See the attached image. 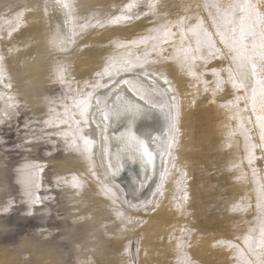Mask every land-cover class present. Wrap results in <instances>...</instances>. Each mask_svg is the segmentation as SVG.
<instances>
[{"label": "rangeland", "instance_id": "1", "mask_svg": "<svg viewBox=\"0 0 264 264\" xmlns=\"http://www.w3.org/2000/svg\"><path fill=\"white\" fill-rule=\"evenodd\" d=\"M72 2L80 22H83V18L105 20L120 15L132 0ZM147 2L139 0V7L130 13L133 19L88 28L76 37V43L70 45L67 53H56L46 58L47 39L58 22L51 19L50 13L47 17L43 15L45 0H0V26H3V20H11L25 6L31 9L25 12L24 23L11 39L7 38L6 31L0 33L4 37L0 39V55L5 57L6 74L13 83L11 90L0 85V93L5 99L10 94H18L20 103L24 105L16 118L0 125V264H78V259L89 257L94 264H121L123 246L131 242L135 255L137 239L140 241V253L136 264H177L176 244L183 243L185 239L188 246L183 251L192 264H234V253L222 247L219 241L238 242L236 236L244 234L254 223L257 181L264 183V151L257 147L254 150L256 158L249 166L245 138L235 131L237 122L229 120L228 111L220 107L234 98L230 85H225L224 91L218 93L215 103H212L211 92L201 90L197 94L195 82L186 77L177 64L169 61L160 66L176 87L180 100V145L174 154L177 167L187 173L185 188L189 199L182 213L176 210L174 205L179 202L180 195L176 191L179 174L173 170L156 211L146 215L143 210L127 209L128 216L146 223L135 230L129 225L123 238L119 236L120 222L109 216L108 202L98 194L96 184L86 173V163L66 148L63 138L53 135L50 140L25 142L26 136L30 138L26 123L38 130L43 127L40 121L47 119L48 108L43 97H60L69 86L75 88L78 83L82 85V81L93 78L112 53L113 41L137 39L154 26L156 17L145 14ZM161 2L170 6L162 10L167 12L170 20L184 14L180 7L183 4H203V0ZM193 11L207 17L202 7ZM138 12L139 18H135ZM71 27L67 24L68 31ZM9 48L13 51L9 52ZM50 59H66L68 84L49 83ZM226 65L227 61L214 60L208 65V70ZM223 75L226 77V73ZM204 79L211 82L213 78L208 75ZM209 86L212 87L211 83ZM200 87L202 89V85ZM3 104L4 101L0 100V109ZM240 106L243 107V102ZM92 125L85 134L94 139ZM229 131L235 132L230 140L227 138ZM251 136V143L259 145V130L252 131ZM94 152V160L99 165L101 155L95 148ZM28 163L43 166L38 195L49 197L33 210V215L25 214L26 206L20 204L22 188L17 183L16 169ZM234 163H239L240 168H234ZM253 168L256 169L255 180ZM242 173L244 178L238 179ZM73 174H84L88 181L75 206L72 200L75 190L63 183L58 187L56 183L57 178L70 180ZM174 196L177 199L174 200ZM6 198L15 201L7 217L2 213ZM241 199L250 207L244 212L232 211V205ZM77 216L85 219L73 223ZM89 216L91 219H87ZM101 223L107 225L104 231L98 230ZM184 228L190 230L187 237L181 232Z\"/></svg>", "mask_w": 264, "mask_h": 264}, {"label": "snow or ice", "instance_id": "2", "mask_svg": "<svg viewBox=\"0 0 264 264\" xmlns=\"http://www.w3.org/2000/svg\"><path fill=\"white\" fill-rule=\"evenodd\" d=\"M138 7L139 0H132L120 15L105 20L97 17L83 18V22H80L81 18L72 0H45V17L50 10H59L64 16L65 24L72 25L68 32L62 31L59 24L52 28L47 39L46 58L53 57L56 53H67L70 45L76 43V37L88 28L133 19L130 13ZM146 7L148 11L145 14L156 17L154 26L146 34L128 41H113L112 53L105 59L101 70L94 73L93 78L82 81V85L78 83L75 88L69 86L60 97H43L48 108L47 119L40 121L43 127L37 130L27 123L25 125L30 134V138H25L26 143L50 140L55 135L63 138L66 148L78 154L86 163L87 175L96 184L98 194L108 202L106 208L109 216H114L120 222L121 238L129 225L135 230L146 223L128 216L127 209L143 210L146 215L156 211L161 205L165 185L173 170L179 174L176 191L180 195L179 202L174 205L176 210L182 213L183 206L189 199L185 188L187 173L177 167V157L174 154L180 145V100L176 87L161 70V65L169 61L177 64L180 71L195 82L197 94L201 90L204 93L211 92L212 103H215L216 95L224 91L225 85H230L234 98L220 107L228 111L229 120L237 122L235 131L245 138L249 166L256 158L254 150L260 147L264 151V0H203L202 5L183 4L180 7L184 14L175 20H170L167 12L162 11L170 6L163 4L161 0H148ZM201 7L207 12L206 18L199 11H193L194 8L198 10ZM30 10L25 6L11 20H3L0 33L6 31L7 38L11 39L13 33L24 23L25 12ZM139 15V12L136 13L135 18H139ZM3 38L0 35V39ZM12 51L9 48V52ZM4 60L5 57L0 55V85L11 90L13 83L6 74ZM214 60L227 61V65L209 71L208 65ZM68 73L66 59H50L47 76L49 83H59L62 86L68 84ZM208 75L213 78L211 82L204 79ZM125 91L131 92L132 98L126 97L123 94ZM0 100L4 101L0 109V125H4L16 118L24 105L15 93L8 95L6 99L0 93ZM152 112H159L166 121L164 138L160 135L141 138L134 130L136 122ZM245 113L249 115L246 117ZM122 122L126 127L118 134L109 135V130ZM92 124H95L101 134L100 152L106 164L102 160L97 165L94 160L97 142L91 135L85 134ZM45 129L57 131L46 132ZM255 129L259 130V145L251 143V132ZM234 134V131H229L227 138L230 140ZM228 146L231 147V144ZM129 164H138L139 168L134 175H130L128 187L125 188L120 180L126 171L131 173ZM233 167L239 169L240 164L234 163ZM43 170L42 165L35 163L16 169L17 183L22 188L20 204L26 206V215H33V210L49 199L48 196L38 195ZM252 173L255 180V168ZM153 178H158L155 191L152 192L153 199L141 200L140 193ZM243 178L242 173L238 179ZM56 183L58 187L63 183L75 190L72 195L75 206L88 181L84 174H73L70 180L57 178ZM173 199L177 198L174 196ZM14 204V199L6 198L2 208L5 217L10 215ZM248 207L250 205H245L241 199L232 205L231 210L244 212ZM256 212L254 223L244 234L236 236L238 242L219 241L222 247L234 253V264H264V183L259 181ZM83 219L85 218L77 216L73 223ZM87 219H91V216ZM106 228L107 225L101 223L98 230L104 231ZM181 232L185 237L190 235V230L186 228L181 229ZM169 242L171 243V238ZM135 244V255L132 254L131 242L123 246L121 264H136L140 253L139 239ZM187 246L186 239L183 243L176 244L177 264H192L183 251ZM78 264H94V261L90 257L78 259Z\"/></svg>", "mask_w": 264, "mask_h": 264}, {"label": "bare ground", "instance_id": "3", "mask_svg": "<svg viewBox=\"0 0 264 264\" xmlns=\"http://www.w3.org/2000/svg\"><path fill=\"white\" fill-rule=\"evenodd\" d=\"M31 4L33 5V3H31ZM32 8L34 10H37L34 7H32ZM49 13L51 15V19L57 20V22L61 26L62 30L67 32L68 29H67V25L65 24V19H64L63 14L60 13L59 10H50ZM27 48L29 49V47H27ZM101 91H103V89ZM123 94L126 97L132 98L131 92L125 91ZM92 126H94V125H92ZM124 127H126V124H124L123 122L116 125L113 129L109 130V135H112L113 133L118 134L120 131H122L124 129ZM94 129H95L94 140H96V142H97L95 149L101 155L100 145L102 143V137H101L99 130L96 129L95 126H94ZM165 129H166V121H165L163 115L160 114L159 112H152L148 116L138 120L136 122V124L134 125V130H135L136 134L138 136H140L141 138H145V139H148L151 136H157V135H160L161 138H164ZM113 150H115V142H113ZM101 160H103V162L106 164V160L103 159L102 155H101ZM157 167L159 169V161H157ZM128 168L131 169V173L126 171L122 175L121 180H120L122 187H125V188L128 187L130 175H134L135 172L138 171L139 165L138 164L137 165L129 164ZM156 182H157L156 178H153L152 181H149L148 185L140 193V199L141 200H143V199L151 200V198L153 197L152 192L155 191ZM132 254L134 255L133 250H132Z\"/></svg>", "mask_w": 264, "mask_h": 264}]
</instances>
